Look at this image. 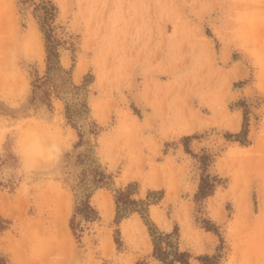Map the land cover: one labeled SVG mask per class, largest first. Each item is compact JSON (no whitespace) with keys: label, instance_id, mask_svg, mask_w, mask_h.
Returning a JSON list of instances; mask_svg holds the SVG:
<instances>
[{"label":"rangeland","instance_id":"374dc122","mask_svg":"<svg viewBox=\"0 0 264 264\" xmlns=\"http://www.w3.org/2000/svg\"><path fill=\"white\" fill-rule=\"evenodd\" d=\"M152 232L264 264V0H0V259L163 264Z\"/></svg>","mask_w":264,"mask_h":264},{"label":"trees","instance_id":"16d2710c","mask_svg":"<svg viewBox=\"0 0 264 264\" xmlns=\"http://www.w3.org/2000/svg\"><path fill=\"white\" fill-rule=\"evenodd\" d=\"M42 8L44 9V17L41 21L42 30L45 33L46 38V48L48 52V67L51 70L52 67H59V52L56 50L55 47L51 45V36L48 33V30L45 29V22L48 20L49 17H52L54 15L53 9L54 6L50 3H42ZM37 86V85H36ZM248 124L247 121L244 123V127L242 131L238 134H236V137H239L240 139H245L248 135ZM188 139V138H187ZM245 141V140H244ZM208 156L203 155L201 156V160L203 163L207 164L208 162ZM217 179V178H215ZM214 178H211L210 175H205L201 179V183L199 186L198 193L196 194V198L198 200L206 198L214 193L215 190V180ZM116 203H117V221L119 222L122 218L126 216V214H121L122 210H128L129 205H136L139 202L137 200H131L129 198V194H127L124 191H120L118 195L116 196ZM133 211H135L134 208H131ZM76 213H80L83 218L87 220H94L97 217L96 210L91 206L89 199H86L85 201H82L80 205H78L76 209ZM144 218L146 216H143ZM73 229H75L74 224L72 223ZM151 229V228H150ZM152 230V229H151ZM208 230H211L210 227H208ZM153 235V242H154V256L160 260L163 264H192L190 259L191 255L189 252L186 251H180L178 247H172L170 249H167L162 246V240L161 236H157L152 232ZM166 236H170V234H165ZM200 259H210L208 256L200 257ZM0 264H7V262L4 259H0ZM137 264H147L144 261H140Z\"/></svg>","mask_w":264,"mask_h":264},{"label":"bare ground","instance_id":"6f19581e","mask_svg":"<svg viewBox=\"0 0 264 264\" xmlns=\"http://www.w3.org/2000/svg\"><path fill=\"white\" fill-rule=\"evenodd\" d=\"M79 70H81V69H79ZM81 72H82V71H81ZM79 73H80V71H79ZM99 200H100V199H99ZM98 202L101 203L100 201H98ZM102 204H103V203H102ZM141 236H142V235H141ZM141 236H140V237H141ZM142 237H143V236H142ZM136 239H137V238H136ZM144 239H145V238H144ZM135 241H136V240H135ZM136 243L140 245V244H144V241H143V239H139V240L136 241ZM139 245H138V246H139ZM144 245H146V244H144ZM144 245H143V246H144Z\"/></svg>","mask_w":264,"mask_h":264}]
</instances>
